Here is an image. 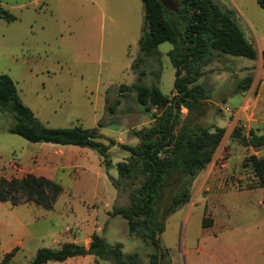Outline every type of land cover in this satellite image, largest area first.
Returning a JSON list of instances; mask_svg holds the SVG:
<instances>
[{
	"label": "rangeland",
	"instance_id": "374dc122",
	"mask_svg": "<svg viewBox=\"0 0 264 264\" xmlns=\"http://www.w3.org/2000/svg\"><path fill=\"white\" fill-rule=\"evenodd\" d=\"M163 1L167 8H178L176 0ZM214 1L232 11L257 55L251 60L217 54L198 79L210 90L199 122L224 127L225 132L211 162L193 179L189 202L164 218L160 240L172 264H264V187L258 186L251 167L243 163L248 155L263 156L264 146H244L230 136L236 126L244 135L264 133L260 56L264 10L256 0ZM0 7L15 17L10 22L0 17V74L13 80L22 102L48 127L93 128L102 120L106 125L99 131L116 142L107 160L89 147L75 146L77 155L69 161L72 167L61 169L55 179L63 190L52 209L0 201V260L21 239L23 247L17 248L11 264H27L38 248L81 240L96 222V232L107 242L120 243L125 254L137 253L140 264H149L153 247L130 234L121 216L105 212L130 203L128 187L122 185L118 191L107 175L117 178L116 162L129 156L119 144H138L135 132L153 124L135 92L119 89L137 82L131 64L140 54L142 2L0 0ZM171 48L169 42L159 44L156 54L147 56L140 66L145 71L142 83L156 85L168 95L173 94L175 71L167 54ZM247 75L253 77L250 87L238 90V82ZM186 113L183 108L182 114ZM12 123L13 117L0 111V176L39 174L47 166L42 158L61 154L43 142H29L9 132ZM107 137L103 135L102 142L108 144ZM176 188L175 180L164 188L160 219ZM29 231L43 237L29 238ZM94 258L86 255L48 264H96Z\"/></svg>",
	"mask_w": 264,
	"mask_h": 264
},
{
	"label": "trees",
	"instance_id": "16d2710c",
	"mask_svg": "<svg viewBox=\"0 0 264 264\" xmlns=\"http://www.w3.org/2000/svg\"><path fill=\"white\" fill-rule=\"evenodd\" d=\"M144 8V23L138 40L140 54L131 64L137 71V82L120 85V91L133 90L137 102L153 119V124L135 132L138 144H119L129 156L115 164L118 177L108 175L111 184L119 191L128 187L129 205H114L107 214L121 216L127 231L149 243L153 251L148 255L149 264H172L169 253L161 245L160 234L164 231V218L190 200V187L195 176L212 160L224 135V127L202 125L210 90L198 82L204 68L217 54L255 59L257 52L245 37L231 10L221 7L214 0H176L177 9L167 8L161 0H140ZM264 10V0H256ZM0 17L7 22L15 17L0 7ZM169 42L167 52L174 67L173 94H163L158 86L142 83L145 71L140 67L145 58L156 54L159 44ZM264 68V48L260 52ZM252 75L245 76L237 89H248ZM185 108L187 113L182 114ZM114 112V107H109ZM0 111L13 117L8 131L29 142H46L60 145L89 147L103 160H107L110 146L100 141L99 128L106 125L102 120L93 128L80 124L70 127H48L34 115L18 96L13 80L0 74ZM244 146H264V133L244 135L240 127L230 134ZM251 167L259 187H264V155H248L243 161ZM175 180L177 188L170 196L159 218V202L164 188ZM62 186L45 176L32 173L20 177L0 176V201L16 206L34 203L44 209H52ZM204 225V223L202 222ZM206 226V225H204ZM17 247L4 253L0 264H11ZM92 255L96 261L111 260L115 264H140L137 253L125 254L120 243L111 244L98 233L91 234L87 247L65 242L58 248L40 247L27 264H45L49 261L63 262L75 256Z\"/></svg>",
	"mask_w": 264,
	"mask_h": 264
},
{
	"label": "crops",
	"instance_id": "0c3cea01",
	"mask_svg": "<svg viewBox=\"0 0 264 264\" xmlns=\"http://www.w3.org/2000/svg\"><path fill=\"white\" fill-rule=\"evenodd\" d=\"M99 133L102 135V137L104 135V136H108L107 138L111 139L110 134H102L100 131H99ZM101 139L102 138H100V141L102 142ZM104 144H107V143H104ZM42 145L48 146L53 151H58L57 149H59V151L61 152V154H58V153L55 154L54 153V154H52L47 159H43L42 158V163L46 164L47 166H44L41 169L42 172H40L39 174H36V173H33V172H30V173H32V174H34L36 176H45V177L50 178V179H52V180L55 181V179L58 176V173H59V171L61 169H64V168H67V167H72V165L69 164V161H71L73 155H77V150L78 149L75 148V145H60V144H52V143H46V142H43ZM27 204H29V203H23V204H20V205L15 206V207H19V206L27 205ZM108 211H109V209L108 210H105L106 213ZM97 229H98L97 223L95 222V223H93L92 228L90 227V228H88L86 230V233L87 234L86 235L83 234L81 236V240L76 241L74 239V240H72L70 242H74V243H77V244H81V245H84L85 247H87L89 245V243H90V240H91V234L94 233V232L97 233L96 232ZM68 233L69 234H72V232L70 233L69 231H66V234H68ZM27 236L29 238H32V239H35V240H39V239H41L43 237L41 235V233H39L37 231H29V233L27 234ZM56 241L57 240L55 239L54 242H56ZM15 247L22 248L23 247V241L21 239L18 240L16 246H14L13 248H15ZM84 256H86V255H84ZM84 256H75V257H78L79 258L78 260H80V258L81 257L83 258ZM71 258H73V257H71ZM67 260H69V258ZM94 260H95V263L96 264H102L100 261H96L95 258H94ZM49 262H51V261H49ZM53 262H56V261H53ZM65 262H66V260H65ZM45 264H48V262L45 263Z\"/></svg>",
	"mask_w": 264,
	"mask_h": 264
},
{
	"label": "water",
	"instance_id": "95a60500",
	"mask_svg": "<svg viewBox=\"0 0 264 264\" xmlns=\"http://www.w3.org/2000/svg\"><path fill=\"white\" fill-rule=\"evenodd\" d=\"M162 1V3L166 6V3L163 1V0H161Z\"/></svg>",
	"mask_w": 264,
	"mask_h": 264
}]
</instances>
